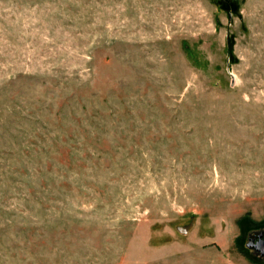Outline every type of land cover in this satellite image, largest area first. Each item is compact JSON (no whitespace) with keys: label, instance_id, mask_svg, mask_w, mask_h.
I'll return each instance as SVG.
<instances>
[{"label":"rangeland","instance_id":"374dc122","mask_svg":"<svg viewBox=\"0 0 264 264\" xmlns=\"http://www.w3.org/2000/svg\"><path fill=\"white\" fill-rule=\"evenodd\" d=\"M264 0H0V264H264Z\"/></svg>","mask_w":264,"mask_h":264},{"label":"flooded vegetation","instance_id":"af4514ba","mask_svg":"<svg viewBox=\"0 0 264 264\" xmlns=\"http://www.w3.org/2000/svg\"><path fill=\"white\" fill-rule=\"evenodd\" d=\"M250 246L258 255L264 257V237L257 238L254 242L250 243Z\"/></svg>","mask_w":264,"mask_h":264}]
</instances>
